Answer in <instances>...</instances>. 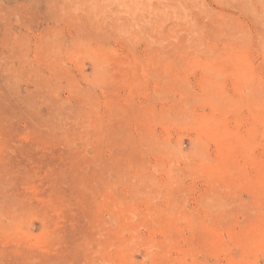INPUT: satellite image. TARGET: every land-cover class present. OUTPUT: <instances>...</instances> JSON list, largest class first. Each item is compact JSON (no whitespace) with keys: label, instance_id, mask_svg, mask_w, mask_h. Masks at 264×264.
<instances>
[{"label":"rangeland","instance_id":"rangeland-1","mask_svg":"<svg viewBox=\"0 0 264 264\" xmlns=\"http://www.w3.org/2000/svg\"><path fill=\"white\" fill-rule=\"evenodd\" d=\"M0 264H264V0H0Z\"/></svg>","mask_w":264,"mask_h":264}]
</instances>
